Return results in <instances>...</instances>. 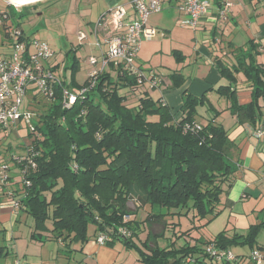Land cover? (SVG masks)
<instances>
[{"label":"trees","instance_id":"obj_1","mask_svg":"<svg viewBox=\"0 0 264 264\" xmlns=\"http://www.w3.org/2000/svg\"><path fill=\"white\" fill-rule=\"evenodd\" d=\"M3 6L7 10H0V40L2 44V37L11 40V51L0 60L10 58L15 40H36L25 38L23 30L10 23L13 11ZM108 13L109 9L100 17ZM5 15L7 19H3ZM15 29L20 31L17 36L12 32ZM99 34H94L98 46ZM250 43L252 40L246 41L249 49L242 51L233 64L218 61L220 75L229 84L215 91L220 95L226 93L227 109L238 124L246 122L255 127L261 115L257 101L264 95V63H258L255 55L259 52ZM43 65L57 81L52 83L50 94L33 90L34 86L25 92L24 98L31 91L35 103L32 109L30 102L25 108L33 114L35 127L31 131L28 123H24L28 138L25 152L7 154V160L0 155V206L14 203L13 210L32 219L30 237L45 236L43 240L61 241L67 249L81 251L86 242L103 234L107 237L105 244L122 241L136 251L143 264H183L186 259L203 262L200 258L216 263L238 262L240 258L231 248L252 244L255 230H250L243 242L241 234L228 237L223 231L203 242L192 237L193 231L201 230L221 211V198L233 174L230 154L233 144L229 142L228 131L215 121L219 111L210 106L211 117L199 119L197 108L208 102L206 93L197 98L183 92L182 114L175 119L161 98L154 99L148 90L141 91L146 82L159 89L166 78L147 75L136 59L135 70L108 62L94 78L87 75L81 83L76 76L79 63L75 56L69 81L55 74L54 64ZM240 71L252 83V99L245 105L238 103L235 90L231 89ZM169 77L172 85L183 80L176 73ZM64 91L75 96L69 107H63ZM132 94H137L135 101L130 98ZM187 124H198L200 128L185 130ZM12 167L18 170L19 190L9 187L14 177ZM129 202L133 211L127 208ZM147 205L149 212L144 213L145 217L134 219V214ZM176 216H184L191 227L178 230ZM154 220L163 221L162 238H167L165 232L169 230L177 238L186 236L185 243L176 246L173 241L160 247L157 237L149 240V225ZM89 225L93 226L91 234ZM144 226L148 231L142 239ZM223 250L231 251L234 259H216L209 252ZM9 254L6 246L0 245V258Z\"/></svg>","mask_w":264,"mask_h":264},{"label":"crops","instance_id":"obj_2","mask_svg":"<svg viewBox=\"0 0 264 264\" xmlns=\"http://www.w3.org/2000/svg\"><path fill=\"white\" fill-rule=\"evenodd\" d=\"M104 1L105 7L102 12L117 4L123 5L127 2L126 0ZM207 1L210 5L209 12L201 19L198 27L193 29L190 27L184 28L181 25L177 27L178 21L185 17V14L179 11L177 7L179 0H161L162 10H168L169 18H165L162 15H160L162 18L159 17V19L151 17L159 12L149 15L147 24L154 27L157 32L152 40L142 42L137 54L136 61L143 63V53L148 59L151 54L157 53L158 50L162 52V50L165 51L164 49H166V52H169L167 57L170 58V66L163 64L157 66L158 71L166 79L165 88H159L157 97L154 99L161 98L173 113L175 119H178L182 114L180 108L183 104V92L190 93L197 98L206 93L208 103L197 108L199 119H204L206 113L208 115L210 112V115L213 114L212 110H209L211 106L216 111H219L215 118V121L218 122L220 114L228 110L229 106L226 93L223 92V95H220L215 91L219 86H227L229 84L228 79L220 75L217 65L218 61L221 60L228 65L233 64L242 55V51L247 52L249 49V45L245 44L246 41L252 40L250 44H255L256 50L259 52V54L255 55L256 60L258 63H264V0ZM226 2L230 3V6L225 10L224 14H221L220 10L225 6ZM125 7L128 11L125 16V22H128L133 18L134 11L128 3H126ZM172 27L180 28V38L172 40L167 35L168 32H171ZM189 34L191 35L187 39L186 36ZM98 39L101 44L99 46L96 45V57L101 59L107 46L101 33ZM180 40L186 42L191 40L192 48H189L190 52L186 53L180 49ZM208 40L211 41L210 45L204 42ZM165 41H170L169 46L166 48L163 46ZM216 43H218V46H216ZM173 45H175V48H172ZM237 49L242 50L238 51ZM173 51L176 52V55ZM139 65L142 68V65ZM99 66H101V63H99ZM150 70L153 71L152 69H147L145 72L149 73ZM171 73L182 76L183 80L179 81V85H172V80L169 77ZM236 77L237 82L231 89L235 90L238 103L245 105L252 99V83L245 78L241 71L236 73ZM176 80L178 81L179 79L176 78ZM221 99L225 103L223 108H218L214 102H219ZM257 102L261 115L255 127L264 129V95L260 96ZM231 116L232 118L229 121L225 120L227 124L224 121L219 123L228 131L229 142L233 144V149L230 153L233 158L232 180L222 195L221 211L201 230L193 231L192 237L198 238V241L203 242L206 238L211 239L223 231L228 237L234 234H241L243 242L244 236L250 230H255L252 244H242V246L237 245L231 248L233 253L240 258L238 262L231 264H257L250 256L254 250L262 254L260 264H264V136L257 137L254 126L246 122L238 124L237 118L233 115ZM209 117L211 116L205 118ZM7 154V151L4 152L0 149L2 160L9 159ZM12 168L10 172L14 177L9 187L19 190L18 170L16 167ZM14 180L15 182L13 183ZM22 214L26 213L17 209L13 210L6 204L0 206V231H3L1 238L3 241L9 242L8 245H0L6 246L10 252L7 257L11 258L12 264H16V261L19 264H143L138 259L136 251L120 240H114L109 244H100L90 239L83 245L81 251H78L72 250V248L67 249L61 241L48 238L43 240L45 236L36 239L30 237L31 233L27 237L21 236L22 234H19L18 231L15 234L13 223ZM25 216L27 218V215ZM262 222L261 226L256 227L257 224ZM161 234H163V231ZM16 235H19V237H16ZM142 235L144 234L141 233L140 236ZM14 238L17 239L15 240ZM22 238H28L29 241L25 242V239ZM149 240H152L151 237H149ZM19 241L23 243L21 244ZM200 260L204 261L187 262L186 259L183 264H229L225 262L216 263L208 258H200Z\"/></svg>","mask_w":264,"mask_h":264},{"label":"rangeland","instance_id":"obj_3","mask_svg":"<svg viewBox=\"0 0 264 264\" xmlns=\"http://www.w3.org/2000/svg\"><path fill=\"white\" fill-rule=\"evenodd\" d=\"M127 1V0H126ZM3 1H0V10L6 9L3 6ZM127 3V2H126ZM126 3H124L126 5ZM123 4V5H124ZM35 5V6H34ZM124 5V6H125ZM105 7L104 0H39L37 2L27 3L19 8H11L13 13L10 15V23L15 27H20L23 32L25 38H32L44 41L48 46L54 51V56L47 61L50 64H54L56 66L55 74L59 76V78L64 79L67 77V80H70L71 76V67L73 64V57L75 56L78 63L79 69L76 73L77 79L80 82L83 80L93 69L99 67L100 59L97 56V40L94 36L95 22L100 17V13L102 9ZM32 11L31 10H34ZM7 10V9H6ZM8 11H10L8 9ZM11 12V11H10ZM162 15L165 18H169L168 10H161L159 13L154 14L151 17H155V19H159ZM162 18V17H161ZM180 20L178 21V25H180ZM93 23V25H92ZM186 28L185 26H182ZM181 28V26H180ZM180 28H171V32H168L167 35L172 38V40H176L179 36H181ZM191 30V29H190ZM189 30V32H190ZM78 31L82 32L85 37L80 39ZM4 35V34H3ZM191 34H189L187 39H189ZM185 37V36H184ZM102 38V37H101ZM180 38V37H179ZM4 39V40H3ZM4 43H1L0 40V57L8 55L11 51V40H8L5 37H2ZM160 40V39H159ZM192 40V39H191ZM191 40L189 42L182 41L180 49L184 52H190L189 48H192ZM147 41L143 40L142 42ZM170 41L164 42V48L169 46ZM206 44L211 43L210 40L204 41ZM171 44H173L171 42ZM176 44V43H175ZM177 45V44H176ZM218 46V43H216ZM163 48V49H164ZM172 48H175L173 45ZM162 50L160 52L158 50L157 53L151 54L148 59H146V55L143 53V63L136 61L137 64H141L142 68L147 71V69H152L154 73H147V75L158 74L160 77L163 75L158 71V65L163 64L165 66H170V58L168 56V51L166 52ZM93 56L97 58V63L95 65L90 64L89 57ZM181 63V62H180ZM225 78V77H223ZM242 79V78H241ZM222 84V83H220ZM160 88H165V85L162 84ZM35 90V88L33 89ZM148 90V93L153 96V98L157 97L158 89L151 87L149 83H145L141 86V91ZM137 94L131 95L133 101L136 100ZM29 102L31 106H29ZM208 103V102H206ZM205 103V104H206ZM225 101L221 99L219 102L216 101L214 104L218 108H223ZM29 106L32 109L35 106V103L32 98L31 91L28 92V95L25 96L23 104L20 107V110L23 112ZM211 113V112H210ZM206 113L205 117L211 116ZM232 118L230 111L226 110L220 114L218 118V122H222L225 120L229 121ZM22 124L18 126L19 128L13 127V124H10L6 130L0 131V147L4 150H8L9 155H21L24 154V145L27 138V127L24 124L25 121L22 120ZM226 123V122H225ZM224 123V124H225ZM227 124V123H226ZM227 126V125H226ZM185 128V127H184ZM186 130V129H185ZM3 136V137H1ZM127 208L131 211L134 210V206L132 203H128ZM160 209V208H159ZM158 208H154V211H157ZM164 211V210H163ZM149 212V206H144L137 213L134 214L133 218L141 220L145 217L144 213ZM26 214H22L20 218H17V221L13 223V230H15V234H22L21 236L27 237L28 234L32 231V219L30 217L25 216ZM174 222H178L179 225L177 227L178 230H186L191 227V224L184 216H176L174 218ZM16 226L14 227V225ZM149 237L153 240V237H157L156 240L159 241V246H164L167 242H175L176 246H181L185 243V237H176L172 231L167 230L165 232V237L162 238L159 236L163 231V221L154 220L150 225ZM143 228V227H142ZM93 231V226H88V233L91 234ZM148 228L144 226L143 234L141 237L144 239L145 234H147ZM3 231H0V235ZM201 232V231H200ZM178 233V232H177ZM196 233V232H195ZM198 233V232H197ZM2 235L0 236V244L8 245V241L2 240ZM19 237V235H16ZM29 238V237H28ZM28 238H22L26 241H29ZM15 240L17 238H14ZM151 240V241H152ZM19 243H23L19 241ZM105 244V243H104ZM12 264L10 257H5V259L0 258V264Z\"/></svg>","mask_w":264,"mask_h":264},{"label":"built area","instance_id":"obj_4","mask_svg":"<svg viewBox=\"0 0 264 264\" xmlns=\"http://www.w3.org/2000/svg\"><path fill=\"white\" fill-rule=\"evenodd\" d=\"M3 1L8 8H19L27 3H18L16 6L9 0ZM37 2V1H36ZM32 3V2H29ZM127 3L134 11L133 18L125 22L127 9L124 5L117 4L109 8L107 15H102L95 24L94 34L102 33L107 49L103 54L101 66L93 69L88 75L94 78L95 75L106 65L112 62L114 65H122L124 68L135 70L134 63L137 52L140 49L143 40H151L155 37L157 30L147 24L148 17L152 13L162 10L161 0H127ZM230 6L226 2L220 10L221 14ZM178 9L185 14L180 20V25L195 29L201 22V19L209 12L210 5L207 0H179ZM4 16L3 19H7ZM1 24V19H0ZM13 35H19V30H13ZM80 39L85 35L78 31ZM99 43H97L98 45ZM53 56V50L41 40H15L12 45V53L9 59L0 60V128L13 124L17 128L21 119L28 123L31 131L35 130L33 125V114L28 110L21 111L25 92L28 87L34 86L44 94H50L52 83L57 79L53 73L43 65ZM89 62L92 65L97 63V58L90 56ZM85 89L81 90L83 93ZM63 107H69L75 101V96L68 91L63 94ZM191 125V124H190ZM186 125L185 129L192 128L198 130V124ZM257 137L264 136V129H256ZM32 165L33 161H32ZM2 168H6L2 165ZM6 178L4 175L3 179ZM16 207L14 203L9 205ZM124 234V231L121 230ZM107 237L100 234L96 242L104 244ZM216 259L232 260L234 256L231 251H209ZM251 258L255 263L260 264L262 254L254 250L251 252ZM16 264H19L16 261Z\"/></svg>","mask_w":264,"mask_h":264},{"label":"clouds","instance_id":"obj_5","mask_svg":"<svg viewBox=\"0 0 264 264\" xmlns=\"http://www.w3.org/2000/svg\"><path fill=\"white\" fill-rule=\"evenodd\" d=\"M10 2L13 4V6H16L18 3L26 2V0H10Z\"/></svg>","mask_w":264,"mask_h":264},{"label":"bare ground","instance_id":"obj_6","mask_svg":"<svg viewBox=\"0 0 264 264\" xmlns=\"http://www.w3.org/2000/svg\"><path fill=\"white\" fill-rule=\"evenodd\" d=\"M32 1H36V0H26V2H24V3H29V2H32Z\"/></svg>","mask_w":264,"mask_h":264},{"label":"water","instance_id":"obj_7","mask_svg":"<svg viewBox=\"0 0 264 264\" xmlns=\"http://www.w3.org/2000/svg\"><path fill=\"white\" fill-rule=\"evenodd\" d=\"M9 1H10V0H9ZM36 1H39V0H36ZM36 1H35V2H36ZM32 2H34V1H32Z\"/></svg>","mask_w":264,"mask_h":264},{"label":"flooded vegetation","instance_id":"obj_8","mask_svg":"<svg viewBox=\"0 0 264 264\" xmlns=\"http://www.w3.org/2000/svg\"><path fill=\"white\" fill-rule=\"evenodd\" d=\"M32 11H35V9H34V10H31V12H32Z\"/></svg>","mask_w":264,"mask_h":264}]
</instances>
